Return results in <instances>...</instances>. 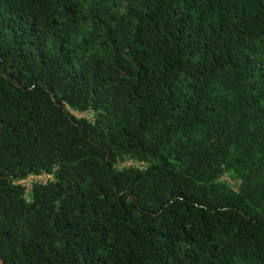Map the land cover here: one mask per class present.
<instances>
[{"label": "trees", "instance_id": "1", "mask_svg": "<svg viewBox=\"0 0 264 264\" xmlns=\"http://www.w3.org/2000/svg\"><path fill=\"white\" fill-rule=\"evenodd\" d=\"M0 258L264 264V0H0Z\"/></svg>", "mask_w": 264, "mask_h": 264}, {"label": "built area", "instance_id": "2", "mask_svg": "<svg viewBox=\"0 0 264 264\" xmlns=\"http://www.w3.org/2000/svg\"><path fill=\"white\" fill-rule=\"evenodd\" d=\"M131 163H132L131 161H128L127 165H130ZM51 179H52V174L50 173L30 174L24 179L16 180V183L22 185L25 188V190L28 192L33 183L39 182L44 184Z\"/></svg>", "mask_w": 264, "mask_h": 264}, {"label": "rangeland", "instance_id": "3", "mask_svg": "<svg viewBox=\"0 0 264 264\" xmlns=\"http://www.w3.org/2000/svg\"><path fill=\"white\" fill-rule=\"evenodd\" d=\"M72 113H74L78 117H81V116L90 117V115L88 113H78V112H75V111H73Z\"/></svg>", "mask_w": 264, "mask_h": 264}, {"label": "water", "instance_id": "4", "mask_svg": "<svg viewBox=\"0 0 264 264\" xmlns=\"http://www.w3.org/2000/svg\"><path fill=\"white\" fill-rule=\"evenodd\" d=\"M49 93H50L51 98L55 101L53 92L49 90ZM55 103H56V101H55ZM72 122L74 123V121H72ZM0 264H5L1 258H0Z\"/></svg>", "mask_w": 264, "mask_h": 264}]
</instances>
